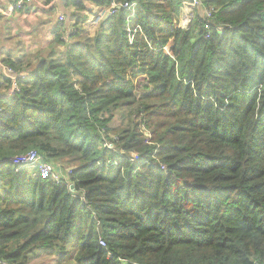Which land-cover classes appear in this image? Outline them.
<instances>
[{
	"label": "trees",
	"instance_id": "1",
	"mask_svg": "<svg viewBox=\"0 0 264 264\" xmlns=\"http://www.w3.org/2000/svg\"><path fill=\"white\" fill-rule=\"evenodd\" d=\"M117 1L134 15L91 34L69 0L75 35L4 62L30 76L0 97L1 260L264 264V0H202L187 28L185 0ZM33 149L73 188L13 162Z\"/></svg>",
	"mask_w": 264,
	"mask_h": 264
},
{
	"label": "crops",
	"instance_id": "2",
	"mask_svg": "<svg viewBox=\"0 0 264 264\" xmlns=\"http://www.w3.org/2000/svg\"><path fill=\"white\" fill-rule=\"evenodd\" d=\"M77 1L87 9L82 12L83 15L89 10L93 12L91 20L108 8L107 5H99L101 2L97 0ZM13 2L14 0H0V62L5 64L4 62L10 59L28 63L29 55H26V52L30 51L34 64L41 56L39 51L49 45L54 38L53 32L58 25V15L62 13L66 16L65 29H68L73 25L68 15L74 14L77 9L68 3L63 5L58 0H33L24 10L11 14L9 6ZM181 26L184 27L182 24ZM94 30L89 29L91 34H94ZM3 80L7 79L0 76V82ZM9 92L4 84H0V97L10 96Z\"/></svg>",
	"mask_w": 264,
	"mask_h": 264
},
{
	"label": "built area",
	"instance_id": "3",
	"mask_svg": "<svg viewBox=\"0 0 264 264\" xmlns=\"http://www.w3.org/2000/svg\"><path fill=\"white\" fill-rule=\"evenodd\" d=\"M61 4L66 5L69 0H58ZM98 2H103V0H97ZM109 5L107 8V11L100 12L98 15L94 16L92 20L88 22L89 29H97L103 19H105V16H115L118 14L120 10H125L130 13V17L134 15L135 9L137 7V3H129V2H118L117 0H107ZM33 0H14L12 4L9 6V12L15 13L20 12L24 10L28 5H31ZM203 2L202 0H185L183 2V11H182V20L181 24L184 26L183 28H187L191 22L194 20L196 14L195 12L202 8ZM205 13V27L208 29V32L212 29L211 25V19H212V11L209 9H206L204 11ZM129 19V17H128ZM66 23V16L64 14L58 15V25L64 29ZM68 30V31H66ZM62 30V35L60 40L65 41L66 37H71L76 34V28L74 26H71L70 28ZM94 30V31H95ZM136 31L130 35L129 41L130 43L133 42L134 36ZM221 33L223 34L224 31L221 30ZM0 76L9 80L11 82L10 87V95L13 93H16L19 91L18 86V80H27L29 78V74L27 71L24 72H18L14 68L3 64L0 62ZM5 110L0 102V117L4 114ZM110 149L113 148L112 145H108ZM13 162L22 166L27 167L30 170L35 171V175L40 177L42 180H51L55 182L57 185L65 184L67 186H70L72 189L73 186L70 184V174L71 170H62L61 168H57L56 165L53 163H50L44 159V157L35 149L28 151L25 154H22L20 156H17L13 159ZM78 197L84 200L83 195L80 196L78 194ZM100 245L105 247L106 243L100 239ZM112 254H109V258H112ZM122 264H132L131 262L127 260H121ZM0 264H4L3 261L0 258Z\"/></svg>",
	"mask_w": 264,
	"mask_h": 264
},
{
	"label": "rangeland",
	"instance_id": "4",
	"mask_svg": "<svg viewBox=\"0 0 264 264\" xmlns=\"http://www.w3.org/2000/svg\"><path fill=\"white\" fill-rule=\"evenodd\" d=\"M26 55L30 56V57L28 56V63H27V66H29V64H33L32 56L30 55V51H27ZM127 114H128L127 108L121 107V108H119L118 112L116 113V118L118 120L123 121V123L126 124L127 123V120H126ZM115 124L118 125L119 123L116 122ZM69 261H70V259L60 260L56 256H52V257H42L41 256V257H37V258L33 259L30 264H67Z\"/></svg>",
	"mask_w": 264,
	"mask_h": 264
},
{
	"label": "water",
	"instance_id": "5",
	"mask_svg": "<svg viewBox=\"0 0 264 264\" xmlns=\"http://www.w3.org/2000/svg\"><path fill=\"white\" fill-rule=\"evenodd\" d=\"M108 18V15L106 16V18L105 19H107Z\"/></svg>",
	"mask_w": 264,
	"mask_h": 264
}]
</instances>
